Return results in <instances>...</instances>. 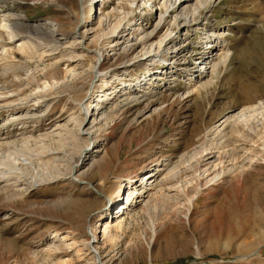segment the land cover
Segmentation results:
<instances>
[{"label":"rangeland","instance_id":"374dc122","mask_svg":"<svg viewBox=\"0 0 264 264\" xmlns=\"http://www.w3.org/2000/svg\"><path fill=\"white\" fill-rule=\"evenodd\" d=\"M4 1L7 6H2L0 12L13 10L24 21L36 25L58 23L59 33L70 38L71 43L74 41V45L77 44L72 29L76 20L69 14V10L77 13V0ZM117 3V0H101L94 5L89 18L94 25L89 31L87 44L98 30L101 11H111ZM116 10L118 14L111 19L110 26L124 15H121V7ZM124 11H127L126 7ZM141 13L143 20L132 21L130 18L128 24L132 25V29L140 26L152 31L158 25L160 12L156 14L146 10ZM173 22L174 19L169 18L165 26H160L156 43L169 32L176 31ZM207 29L224 30L221 41L229 51L225 65L221 66L207 88L195 91V81L189 76L185 77L181 71L184 69H180L182 66H176L172 59L170 67L174 73L168 79H162L156 84L154 79L157 75L151 80L147 77L135 87L141 96H148L149 101L155 105L146 109V102L141 103L135 122L130 123V115L125 120L126 115L121 113L114 122L109 120V125L99 134L95 143L99 146L98 154L78 163L75 175L78 174L80 180H76L74 184L64 179L57 183L43 184L28 191L23 199H19V204H13L0 196V264H93L87 248L79 242L87 237V229L95 233L94 245L103 257L102 261L107 264H264V154L261 153L264 139L261 118L263 110L252 113L251 121H248L247 126L240 127L239 132L235 133L230 127L226 131L220 127L215 132L216 126L224 120L227 113L241 115L246 111V114H250V106L264 102V0H223L210 14ZM31 32L33 37L39 36L38 32ZM204 32L193 29L188 35H173L175 39L179 37L177 40L180 43L189 45L187 58L193 62L206 50L202 40ZM149 46H139L127 55L130 56L128 58H139L150 51ZM88 47L94 49L95 45L89 43ZM79 52L76 48L74 56L82 55ZM119 54L122 55L118 58L120 62L128 59L122 53ZM142 59L139 58L138 61ZM83 62L84 66H79L78 69L79 72L82 70L86 73L89 62ZM77 63L76 60L61 63L60 70L64 71L67 65L74 67ZM188 64L187 67L192 68L193 65ZM36 66L37 71L45 67L42 63ZM156 67L151 71L160 73L164 66ZM126 69L124 73L120 71L118 76L125 79L123 82L127 85L137 84L151 72L145 66ZM43 78L40 75L37 83L22 85L17 82V87L21 89L23 96L30 95L44 82ZM111 81L114 78L106 79V82ZM87 82L88 80L83 81L84 85ZM99 83L97 86H100ZM110 86V83H105L101 88L109 89ZM96 95L102 96V93L97 92ZM68 97H62V101L50 106L49 110H46V106L39 108V121L28 123L25 119L18 120L0 133L19 138L24 134L31 140L29 147L32 150L34 148L35 156L41 150L39 141L45 134L56 130L55 124L68 123L71 127L74 126L68 121L73 114H79L76 103L78 96L72 92ZM111 103L108 107L102 105L101 110L94 109L91 114H97V119L102 115L108 116L114 106ZM73 104L76 105L73 107ZM13 113L18 111L2 112L0 120ZM218 131H222L221 134ZM208 132L211 133L206 137ZM244 140L248 142L245 144ZM74 141H67L66 144L64 141L62 145L59 143L53 147V152H50L52 156L49 157L52 160L48 166L44 164L47 162L45 156L49 154L44 155L43 159L35 157L36 167L41 170L44 168V172L48 170L53 175L57 174V170L61 174L67 173L68 161L74 152L80 150L81 143ZM18 146L19 149L23 146L22 141ZM235 146L239 148L232 152ZM208 148L213 153L229 154L223 158V165L215 168L213 164L216 161L211 159V164L202 165L195 174L193 168L201 157L199 151ZM92 149L93 146L89 150ZM93 152H96V148ZM103 155L106 158L99 175L104 183L107 180V187H111V182H116L118 178L134 182L141 175L151 176L156 166L163 165L164 171L159 173L157 181L165 180L164 189L172 188L171 199L168 202H153L145 211H136L134 219H130L122 216V200L127 197L128 188L124 187L118 194L115 189H110L106 194L112 192L119 202L110 212L102 215L100 211L107 200L97 188L98 181L94 175L97 164L94 162L99 163ZM251 155L256 156L252 164H249L248 157ZM55 158H60V161ZM245 162V171L242 172L239 167ZM167 163L171 165L168 171L164 167ZM223 168L224 174L209 182ZM169 170L170 176L182 171L180 179L167 176ZM40 174L47 176L46 173ZM194 174L201 176L198 188L193 179ZM151 181L154 180L150 178L147 183ZM181 189H185L184 194L179 193ZM108 208L109 205L102 212ZM90 210L93 211L94 218L87 222L86 215ZM106 220L113 225L119 220L124 221V226L117 232L114 240L103 235L101 226ZM63 237L66 244L61 246L59 240ZM54 250L57 254L52 253L48 257L47 253Z\"/></svg>","mask_w":264,"mask_h":264},{"label":"bare ground","instance_id":"6f19581e","mask_svg":"<svg viewBox=\"0 0 264 264\" xmlns=\"http://www.w3.org/2000/svg\"><path fill=\"white\" fill-rule=\"evenodd\" d=\"M100 1L101 0H77V13L76 11L73 12L69 10V14L75 17L74 19L76 20L72 28L74 30L73 38L74 40L76 39L75 43L77 42L76 45L73 44L74 41H72L73 43L70 42V38L59 33L58 23L49 22L44 25H36L35 23L24 21L23 18L17 13H14L13 10L10 12H0V115L4 111H18V113L9 114L6 119L0 120V132H4V130H7L12 126L11 124L18 120L25 119L28 123L33 120L39 121V108L46 106V110H49L50 106L53 104L58 105L57 103L62 101V97H68L72 92L78 96L76 103H78L77 105L79 106V114H73L68 121L69 123H73L74 126L71 127L68 123L63 125L55 124L56 130L47 134L43 133L45 135L43 139L39 141L41 150L35 156L33 155L34 148L32 150L31 147H29L31 140L26 138L24 134L19 138L12 136V134L0 133V196L11 201L13 204H19V199H23L25 195L28 194V191L43 184L57 183L63 179L74 184L76 180H80L78 174L75 175L79 165L78 163H83L86 158L88 159L91 156L95 157L98 154L100 151L98 149L99 146L95 145V143L100 136L99 134L109 125L108 121L111 120L114 122L117 115L121 113L122 115H126L127 118L125 120H128L130 115L132 119L130 123L135 122L139 112L138 108L140 109L139 105L141 103L146 102V109L155 105L151 100L149 101V98H147L148 96H141L140 92H137L135 87H137L139 83L141 84L144 82L147 77L151 80L157 75L158 77L154 79V83L156 84L162 79H168L169 75L174 73L172 71L173 68L170 67L172 59H174L173 62L176 66H182L180 69H184L181 71L186 75L185 77L189 76L191 80L195 81V91L207 88L212 82L213 77L219 73L221 66L225 65L228 59L229 51L227 47L224 46V42L221 41L224 30H222V32L214 29H209L210 32L207 31L210 14L223 0H117L118 3L116 7H113L111 11H101V16L97 23L99 25V27H97L98 30L95 31L93 39L89 41V43L95 45V48L90 49L91 47H88L89 43L87 44V41L89 31L93 27L92 25H94L89 19L91 17L90 13L94 5ZM2 6H7L4 0H0V8H2ZM117 7H121V12L123 11V13H119L124 15L121 16L119 20H115L116 23L114 22V25L110 26L112 22L111 19L115 18L118 14V12H116L118 11L116 10ZM125 7L127 10L126 12L124 11ZM146 10L151 13L155 12L156 14L160 12L158 15V25L150 32L140 26L133 27L132 29V25L128 24L130 18L132 21H141L143 20L141 12ZM169 18L174 19V24L172 25L175 26L176 31L169 32L165 35L164 39L156 43L159 31L161 30L160 26H165ZM107 28L109 29L107 30ZM193 29L205 31L202 40L206 45V50L202 53L203 55L198 59H194V62L187 58V54L190 52L189 45L186 46V44L180 43L179 40H177L179 37L177 39L173 37L175 33L176 35H188ZM31 30L38 32L40 37H33ZM145 44L150 45V51L139 56V58H143L142 60L138 61L139 58L137 57L128 58L130 56L127 55L133 53L139 46ZM76 48L80 50L79 54L82 53L79 57L74 56V54H76ZM119 53H122L124 58L128 59L120 62L121 60L118 58L122 55ZM171 54L172 57H170ZM70 60H76L78 63L75 64L74 67L67 65V68L61 71V63H66ZM83 61L89 62V68L86 73L82 70L79 72L78 69L79 66L80 68L84 66L85 62ZM41 63L44 64L45 67L43 70L40 69L37 71L38 66L36 65H41ZM110 63H112V65H110ZM188 63L193 65L192 68L187 67V65H189ZM156 65L164 66L161 68L160 73L151 71L157 68ZM136 66H145L146 69L152 73L150 72L144 79L136 82L137 84L127 85L123 82L125 79H121L118 73L120 71L124 73V71L127 70L126 68L129 69ZM106 67L108 69H106ZM104 69L106 70L104 71ZM40 75L44 77V82L38 86L36 91H32V94L30 93V95L27 94V96H23V92L17 87L19 86L17 82L22 85L23 83H37V78ZM88 75L89 78L87 77ZM108 77L114 78V81L106 82ZM85 80H88L86 85L83 83ZM97 83H99L100 86H97ZM105 83H110L111 88H104L102 90L101 85ZM79 85H81L80 88L78 87ZM97 92L102 93V96H97ZM69 98L71 97H68V99ZM110 102H112L111 105L114 104V106L111 110V114L108 116L102 115L104 119H102V117L97 119V114H91L94 109L96 111L101 110L102 105H107L108 107ZM75 105L73 104V107ZM250 109L252 111H250ZM260 109L263 110L261 112V118L262 127L264 128L263 102L258 105L253 104V106H250V114H246V111L241 115L240 113L236 115L227 113L225 117H223L224 120L216 126L215 132L220 127L223 130L230 127L235 133L239 132L240 127L247 126L248 121H251L250 118L252 116L250 115L252 113L255 114ZM97 126L99 127L95 129ZM221 132L219 134H221ZM209 133L211 132H208L206 137L209 136ZM70 140H75L81 144L80 150L74 152L71 158L69 157L70 160L67 163V173L61 174L60 170H57V174L53 175L48 170L44 172V168L41 170L36 167L37 161H35V157H37V159H43L44 155L49 154V156H45L47 162L44 164L48 166L52 160V158H49L52 156L50 154V152H53L52 148L59 143L62 145L64 141L66 144V142ZM20 141H22L23 146L19 149L18 143ZM244 142L246 144L248 141L244 140ZM91 146H93V149L96 148V152H93V149L89 150ZM11 148L14 149L11 150ZM238 148L239 146H235L232 152L238 150ZM5 150H8V152H4ZM205 152L208 153L205 154ZM251 153H253V151ZM261 153L264 154V139L261 143ZM199 154L201 157L198 159L196 167L193 168L195 174L202 165L207 166L211 164V159H215L214 161H216V164H213L215 168L219 167L221 164L223 165L222 160H224L223 158L225 155L229 153L224 155L219 152L213 153L208 148L200 150ZM233 154L238 155V153ZM255 156L256 155H251V157H248L249 164H252ZM60 158H55V160L60 161ZM105 158L106 156L103 155L100 157L99 163L94 162L95 165L97 164V168L95 170L96 172H93L98 181L97 188L100 190L101 195L107 200L101 208L100 212L102 215L110 212V209L119 202L115 195L113 196V194H111L112 192L109 195L106 194L110 189H115V192L118 194L124 187L128 188L127 197L122 200L124 205L122 216H127V218L130 217V219H134L136 211H145V208L150 206L151 203L153 204V202L157 203L159 200L168 202V200L171 199L170 192L172 188L164 189L166 185L165 180L157 181L159 173L164 171L162 169L163 165L156 166L155 169L152 170L154 173H152L151 176L141 175L138 180L132 181L133 183L130 182V180L122 181L118 178L116 182H111V187H107V180L106 183H104V179L100 178L99 175L101 171L100 168L102 167L101 165L104 164L103 161ZM167 164L168 165L165 164L164 167H167L166 169L168 171L171 165H169V163ZM245 167L246 162L241 165L239 169L243 172L245 171ZM223 170L225 169H221V172L217 171L209 182L219 179L224 174ZM41 172L46 173L47 176H42L40 174ZM205 172L207 173V170ZM170 173L171 170H169L167 176H170ZM181 173L182 171H179L170 177L172 179H177L181 176ZM195 174L193 179L197 183L196 188H198L201 176ZM150 178L154 181L148 184L147 181ZM165 179L167 181L168 177ZM180 192L184 194L185 189H181L179 193ZM192 199L189 200V203H191L190 201ZM73 203L74 202H70V204ZM108 205V210L102 212ZM92 210L86 211L87 222L94 218ZM123 222V220H119L113 225L106 220L101 226L103 227V235L107 236L110 240H114L117 236V232L124 226ZM65 237L59 240L61 246L66 244ZM83 239L86 241L83 240L79 242H82L81 245L87 248L89 255L92 256V260L94 261L93 264H107L105 261H102L103 257L98 248L94 245V241L96 240L95 233L91 229H87V237ZM75 243L76 241H74V244ZM52 253L57 254L54 250L53 252L47 253L49 254L48 257H51Z\"/></svg>","mask_w":264,"mask_h":264}]
</instances>
